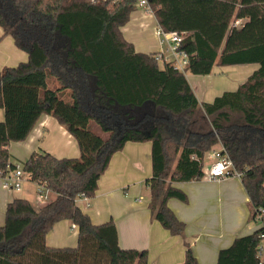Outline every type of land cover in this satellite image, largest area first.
<instances>
[{
    "label": "trees",
    "instance_id": "obj_1",
    "mask_svg": "<svg viewBox=\"0 0 264 264\" xmlns=\"http://www.w3.org/2000/svg\"><path fill=\"white\" fill-rule=\"evenodd\" d=\"M148 1L165 30L187 32L179 45L189 58L185 72L124 36L138 0H0L4 35L29 55L0 71V174L17 168L11 142L27 139L43 113L80 148L77 157L35 151L21 164L55 197L39 207L24 197L10 200L0 224V264H149L147 249L120 245L114 221L96 224L77 203L95 196L113 155L129 141L152 142L149 208L173 235H183L186 223L168 201L188 200L174 184L201 179L205 156L218 145L243 172L251 219L264 208V0ZM248 63L259 67L212 101L200 102L186 75ZM63 219L78 227L76 246L47 243ZM260 222L221 249L217 264H264V215ZM186 246L185 264H199Z\"/></svg>",
    "mask_w": 264,
    "mask_h": 264
},
{
    "label": "crops",
    "instance_id": "obj_2",
    "mask_svg": "<svg viewBox=\"0 0 264 264\" xmlns=\"http://www.w3.org/2000/svg\"><path fill=\"white\" fill-rule=\"evenodd\" d=\"M157 26L155 14L138 6L132 12L129 23L122 27V31L138 51L162 52L170 60L157 42L145 44L143 41L141 32L149 33L152 28L157 30ZM28 57L27 51L19 48L11 35H4V30L0 26V71L5 66H16L20 61H26ZM216 67H220L222 72L228 71L234 78L238 79L241 76L238 79L240 81L233 82L229 89H225L233 90L245 81L259 64L214 66L212 71L217 69ZM211 73L202 76L208 77ZM187 78L190 80L188 75ZM218 79L226 80L223 77ZM194 80L197 83L199 78L195 77ZM192 87L200 102L206 101L201 99L193 85ZM4 116V109L0 108V121L4 120ZM35 151H47L59 158L80 155L77 139L56 117L46 113L41 115L27 139L12 141L10 145L12 157L21 162ZM12 161L16 163L13 158ZM25 174L20 190L5 188L0 178V224L4 223L7 205L13 198L24 197L36 207L42 205L37 199L38 183L25 177ZM152 174V142L129 141L122 150L113 155L108 169L99 179L95 196L81 197L77 201L94 223L101 224L110 220L115 222L122 247L147 249L149 264H185L186 243L193 247L199 264H217L221 249L229 247L237 237L253 233L261 225L260 221L251 219L249 196L241 178L240 184L232 186L229 184L231 176L209 180L204 174L205 181L214 184L210 186L202 184L203 177L174 184L178 188L185 183L190 185L193 203L179 204L172 201L175 197L169 199V207L186 223L183 235H173L151 215L149 208L151 190L147 180ZM144 187L147 194L145 198L141 197L143 195L138 196ZM54 197L55 194L52 193L51 198ZM189 201L188 196V200L183 202ZM46 240L53 247L76 246L78 227L69 219L60 220L48 232ZM260 255L264 262V238L261 242Z\"/></svg>",
    "mask_w": 264,
    "mask_h": 264
},
{
    "label": "built area",
    "instance_id": "obj_3",
    "mask_svg": "<svg viewBox=\"0 0 264 264\" xmlns=\"http://www.w3.org/2000/svg\"><path fill=\"white\" fill-rule=\"evenodd\" d=\"M139 7L144 8L149 13H153V10L148 0H138ZM242 19L235 21L236 25H240ZM157 33L160 36L161 44H167L168 51L171 52L170 60L175 62V66L182 71H186V66L189 63L188 55L185 51L179 49L180 43L183 41L187 32H179L176 30H165L158 24ZM163 55L162 52L157 54V58ZM204 174L209 180H219L227 176H237L242 178L243 172L236 169L231 157L222 151V147H214L209 155ZM24 172L20 164L17 165L15 170H12L6 175L0 174V178L3 180V186L5 188H14L20 190L22 188V179ZM52 191L43 183H38L37 199L41 204H46L51 200ZM262 215H264V208L260 210V214L255 220L261 221Z\"/></svg>",
    "mask_w": 264,
    "mask_h": 264
},
{
    "label": "rangeland",
    "instance_id": "obj_4",
    "mask_svg": "<svg viewBox=\"0 0 264 264\" xmlns=\"http://www.w3.org/2000/svg\"><path fill=\"white\" fill-rule=\"evenodd\" d=\"M141 35H143V38H144L143 41H144L145 44H148L149 42L150 43L157 42L158 45L163 49L164 53L168 56V58L172 57L171 56L172 55L171 52L168 51L167 44H161L160 36L158 35L156 28H154V29L152 28L151 32H149V33L147 31H143V34L141 32ZM137 45H138V47H140L139 44H137ZM160 64L163 65V62H160ZM215 66H218V65H215ZM216 68L217 69L213 70L211 75H209L208 77H205V76H202V75H199V74H192V73H189V72H187V74H186V75H188V77L190 79L189 80L190 84H192L194 86L196 91H198V94L200 95L201 99H203V100H206V101H208L210 99L212 100V98L215 95H220V94L223 93V91L225 89H229L228 87L231 86L230 84H232L233 82L236 83V81H240L238 79L241 76H239V78L237 79V78H234V76L232 77V75L228 71L224 70V72H222V71H220V69H221L220 67H216ZM195 77L199 78L197 83L194 80ZM219 77H223L226 80H224V81L219 80L218 79ZM226 84H227V86H226ZM66 95H67L66 98L69 99L68 98V94H66ZM90 127L94 131H97V132L100 131V126L98 124L94 123V122L91 123ZM209 153L210 152H208L206 154L205 159L209 155ZM12 158H13L14 161H16V163H19L20 165L23 163V162H21V160H18L17 158H14V157H12ZM206 160H208V157H207ZM205 167H206V162L204 164L203 169H205ZM25 177L28 178V175L25 174ZM201 180H202V184H204L206 186H210V185L214 184L212 182H206L205 181L206 180L205 176H203V178ZM240 182H241V179H240V177H237V176H231V178L229 180V184L232 185V186L235 185V184H238V183L240 184ZM180 188L182 190H184L188 194L190 201L188 203L187 202L185 203V202H183V201H181V200H179L177 198L172 199V201L173 202H177L179 204H192L193 203V196L191 194L192 192H191L190 185L185 183V184L180 185ZM141 195H143V196H141ZM138 196H141V197H144V198L147 196L146 191H145V187H144V190H140L139 191ZM191 248L193 250L192 246H191Z\"/></svg>",
    "mask_w": 264,
    "mask_h": 264
}]
</instances>
